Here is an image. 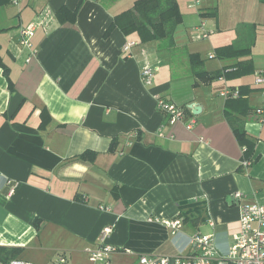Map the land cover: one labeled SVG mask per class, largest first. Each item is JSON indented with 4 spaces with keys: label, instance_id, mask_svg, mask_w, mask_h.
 I'll list each match as a JSON object with an SVG mask.
<instances>
[{
    "label": "crops",
    "instance_id": "crops-1",
    "mask_svg": "<svg viewBox=\"0 0 264 264\" xmlns=\"http://www.w3.org/2000/svg\"><path fill=\"white\" fill-rule=\"evenodd\" d=\"M136 1L0 0V249H19L15 258L94 264L90 252L107 227L117 248L110 264L192 256L198 232L213 234L224 256L240 230L239 203L264 204V122L255 115L264 0H202L198 8L176 0L183 20L172 48L113 27ZM202 22L214 37L194 38ZM29 25L36 57L20 44ZM128 41L137 45L125 53ZM190 54L223 78L199 77ZM145 65L155 68L151 85ZM240 88L250 155L229 120L238 108L221 95ZM157 96L184 108L194 127L169 124ZM87 151L92 160L78 158ZM245 158L254 163L244 166ZM179 218L176 231L163 223Z\"/></svg>",
    "mask_w": 264,
    "mask_h": 264
},
{
    "label": "built area",
    "instance_id": "built-area-1",
    "mask_svg": "<svg viewBox=\"0 0 264 264\" xmlns=\"http://www.w3.org/2000/svg\"><path fill=\"white\" fill-rule=\"evenodd\" d=\"M21 0H11L15 6L20 4ZM202 0H193L189 8H198ZM202 39H209L214 33L207 28L205 22L198 27ZM36 26H24L20 30V44L31 51V55L36 57L38 50L34 45L33 38L36 33ZM137 45L136 41H128L123 46V52L128 53ZM215 57V55H211ZM31 58H29L30 60ZM155 68L151 65H145L142 69V80L146 85H151ZM255 85L261 89L263 95V105L255 110V115L260 122H264V69L261 70L256 78ZM225 98L239 97L238 89H226L221 92ZM156 105L159 111L166 115L169 124L184 122L188 129H192L195 120L186 121V111L184 108L170 102L164 97H156ZM247 152V148H243ZM254 163L253 159L245 158L242 164L250 167ZM235 198L241 199L242 193L236 192ZM152 220V219H151ZM159 221V219H157ZM239 222L240 230L234 236V244L230 247L227 255H220L215 243L213 234L202 232L195 233L192 236L191 248L194 251L192 256H155L143 254L139 256L138 264H264V204L239 203ZM163 223L174 231L183 226L181 218L175 220H164ZM211 228H215V222L208 221ZM112 232L111 227L104 229L100 239L99 247L90 252V261L94 264H110L111 256L117 251V248L107 242ZM66 259L61 258L60 264H65ZM0 264H34L19 258L4 260L0 258Z\"/></svg>",
    "mask_w": 264,
    "mask_h": 264
},
{
    "label": "trees",
    "instance_id": "trees-1",
    "mask_svg": "<svg viewBox=\"0 0 264 264\" xmlns=\"http://www.w3.org/2000/svg\"><path fill=\"white\" fill-rule=\"evenodd\" d=\"M214 12V11H213ZM212 11H207L202 16H210ZM75 16V14H74ZM183 15L180 12L179 5L176 0H137L134 6L122 12L115 17L113 27L120 28L125 35L138 34L142 43L151 41L161 42L167 48L174 47V36L178 26L182 23ZM222 50V49H221ZM189 61L192 63L195 74L207 80L223 78L224 73H205L200 70L202 61L197 54H190ZM239 97H228L229 102H234L238 108L233 115L229 117L235 134L243 146H246V155L252 153L251 142L243 126L238 123V115L248 114L250 108L244 99V89L240 88ZM232 113V112H231ZM240 113V114H239ZM249 142V143H248ZM95 152L87 151L78 158L82 160H92ZM250 157V156H249ZM20 252L19 249H0V258L4 260L14 259Z\"/></svg>",
    "mask_w": 264,
    "mask_h": 264
},
{
    "label": "water",
    "instance_id": "water-1",
    "mask_svg": "<svg viewBox=\"0 0 264 264\" xmlns=\"http://www.w3.org/2000/svg\"><path fill=\"white\" fill-rule=\"evenodd\" d=\"M191 108L193 109L194 113H198V111L200 110V107L196 104H193Z\"/></svg>",
    "mask_w": 264,
    "mask_h": 264
},
{
    "label": "rangeland",
    "instance_id": "rangeland-1",
    "mask_svg": "<svg viewBox=\"0 0 264 264\" xmlns=\"http://www.w3.org/2000/svg\"><path fill=\"white\" fill-rule=\"evenodd\" d=\"M213 35H214V34H213ZM213 35H212V37H214ZM194 38H197V39H202V37H201V35H200V33H199V32L196 34V36H194Z\"/></svg>",
    "mask_w": 264,
    "mask_h": 264
}]
</instances>
